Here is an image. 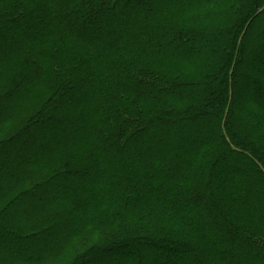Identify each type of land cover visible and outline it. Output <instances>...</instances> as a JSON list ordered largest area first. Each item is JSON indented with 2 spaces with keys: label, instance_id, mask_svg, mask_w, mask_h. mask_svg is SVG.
I'll use <instances>...</instances> for the list:
<instances>
[{
  "label": "trees",
  "instance_id": "1",
  "mask_svg": "<svg viewBox=\"0 0 264 264\" xmlns=\"http://www.w3.org/2000/svg\"><path fill=\"white\" fill-rule=\"evenodd\" d=\"M165 1L0 0V264H264V0Z\"/></svg>",
  "mask_w": 264,
  "mask_h": 264
},
{
  "label": "rangeland",
  "instance_id": "2",
  "mask_svg": "<svg viewBox=\"0 0 264 264\" xmlns=\"http://www.w3.org/2000/svg\"><path fill=\"white\" fill-rule=\"evenodd\" d=\"M171 4V1L169 0V1H165L164 2V4H162V7L161 8H166V7H168L169 5ZM163 9H162V11H163ZM167 14V10L164 12L163 11V15H162V19L164 18V16ZM187 14V13H186ZM186 14H185V16H186ZM188 14H192V13H188ZM9 17H10V19H12V17H14L13 15H11V14H7ZM182 15V14H181ZM161 19V20H162ZM181 21H182V17H181ZM131 25V24H130ZM115 28V26L114 25H107L106 27H105V30H109V29H114ZM9 40V36L7 35V36H5L3 33L2 34H0V46L1 47H3L4 45H5V49L8 47V43L9 42H7L8 40ZM13 43V41L11 40V42H10V45ZM262 43H264V40H262L261 41V44ZM62 57H63V55H62ZM173 60V58H171V57H167V58H165L164 59V67L165 66H170V65H172L173 67L171 68V70H173L174 68H176V69H178V64H177V62H175V61H172ZM94 60H92V61H90V62H93ZM183 68H185V65H181L180 67H179V69L177 70V71H179V70H181V72L183 71V72H185L184 70H183ZM192 68H189V67H186L185 68V70L186 71H190ZM251 79L253 80V77L252 78H250L249 79V81L248 82H250L251 81ZM238 93L242 96H245V97H247L248 95H247V81H245V82H243V84H241V88L239 89V91H238ZM261 102L262 103H264V98L261 100ZM80 116V115H79ZM82 116H80V119H82L81 118ZM15 120V119H14ZM82 121V120H81ZM87 121H91V119L89 118ZM88 123H94V122H88ZM198 136H200V135H198ZM92 137H93V134L92 133H84V134H81V135H79L78 137H76L75 136V140L77 139L78 140V142H79V146H75L77 149L78 148H81L82 147V145L84 144V147H88V144H86V143H90V140H92ZM201 137V136H200ZM2 138V135L0 134V139ZM74 140V141H75ZM106 155H107V157L109 158H105L106 159V166H107V162H110V160L113 158L112 157V155L111 156H109L107 153H106ZM112 161V160H111ZM119 161L120 162H122L123 164H115V165H117V166H113V167H109V168H103L102 170L104 171V172H106V175H107V177L108 176H111L112 177V175H114V177L116 178V180H118L119 182L120 181H127L128 179H130L131 178V173H134L136 170L139 172V170H140V168H138V166H136L135 164H129L128 162H126L125 160H123V159H119ZM231 161H229L227 164H226V166L225 167H223L222 169H221V171L220 172H222V173H224L225 171H228L229 169H231V163H230ZM255 202H257L256 200H255ZM258 202H260V201H258ZM183 224L184 223H187V221H181ZM100 238V235L99 234H97V233H94V232H91V236H88V237H86L85 238V245H90V244H92L94 241H96L97 239H99ZM5 245V244H4ZM6 245H7V243H6ZM8 246L10 247V249L15 253V254H17V253H19L18 251H16L15 252V245H14V242H9V244H8ZM75 248H76V245L74 246V250H73V252H72V255H71V258H74V256H76V253H75ZM87 247H83V249L85 250ZM178 256L180 255V254H177ZM71 258L70 259H68L67 261L68 262H71ZM173 255L171 254V253H168V255H167V257H166V260H168V261H170V262H172L173 261ZM73 260V259H72ZM109 261L110 263H112V264H119L120 262V260H121V258H119V257H117V256H115V255H102V257H101V259L99 260L100 261V263H102L103 261ZM146 260H148V261H153V259L150 257V256H148V258L146 259ZM169 262V263H170Z\"/></svg>",
  "mask_w": 264,
  "mask_h": 264
},
{
  "label": "snow or ice",
  "instance_id": "3",
  "mask_svg": "<svg viewBox=\"0 0 264 264\" xmlns=\"http://www.w3.org/2000/svg\"><path fill=\"white\" fill-rule=\"evenodd\" d=\"M4 59H6V52L0 48V62H2ZM3 67L2 64H0V75H2Z\"/></svg>",
  "mask_w": 264,
  "mask_h": 264
}]
</instances>
